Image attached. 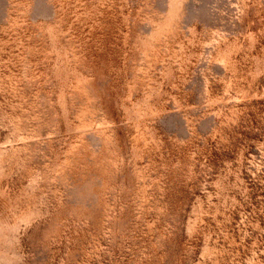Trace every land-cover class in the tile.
<instances>
[{"label":"rangeland","instance_id":"obj_1","mask_svg":"<svg viewBox=\"0 0 264 264\" xmlns=\"http://www.w3.org/2000/svg\"><path fill=\"white\" fill-rule=\"evenodd\" d=\"M0 264H264V0H0Z\"/></svg>","mask_w":264,"mask_h":264}]
</instances>
